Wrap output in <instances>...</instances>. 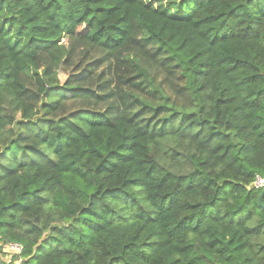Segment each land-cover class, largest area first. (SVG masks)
I'll list each match as a JSON object with an SVG mask.
<instances>
[{
    "label": "trees",
    "instance_id": "1",
    "mask_svg": "<svg viewBox=\"0 0 264 264\" xmlns=\"http://www.w3.org/2000/svg\"><path fill=\"white\" fill-rule=\"evenodd\" d=\"M256 176L264 0H0V243L21 264H264Z\"/></svg>",
    "mask_w": 264,
    "mask_h": 264
},
{
    "label": "built area",
    "instance_id": "2",
    "mask_svg": "<svg viewBox=\"0 0 264 264\" xmlns=\"http://www.w3.org/2000/svg\"><path fill=\"white\" fill-rule=\"evenodd\" d=\"M254 188L256 189H263L264 188V177L256 176L255 181L253 183ZM0 249L7 255V256H15L16 260L14 264H21L22 259L20 257L22 247L16 243H8L2 244L0 243Z\"/></svg>",
    "mask_w": 264,
    "mask_h": 264
},
{
    "label": "rangeland",
    "instance_id": "3",
    "mask_svg": "<svg viewBox=\"0 0 264 264\" xmlns=\"http://www.w3.org/2000/svg\"><path fill=\"white\" fill-rule=\"evenodd\" d=\"M145 3L152 5L153 7L164 6L167 3H172L177 6L181 0H143Z\"/></svg>",
    "mask_w": 264,
    "mask_h": 264
},
{
    "label": "water",
    "instance_id": "4",
    "mask_svg": "<svg viewBox=\"0 0 264 264\" xmlns=\"http://www.w3.org/2000/svg\"><path fill=\"white\" fill-rule=\"evenodd\" d=\"M263 196H264V188L262 189L260 195H259V198H258V203L259 205L264 209V207L262 206V199H263Z\"/></svg>",
    "mask_w": 264,
    "mask_h": 264
}]
</instances>
